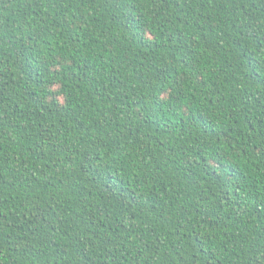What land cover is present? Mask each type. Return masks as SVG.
Masks as SVG:
<instances>
[{
  "label": "trees",
  "instance_id": "16d2710c",
  "mask_svg": "<svg viewBox=\"0 0 264 264\" xmlns=\"http://www.w3.org/2000/svg\"><path fill=\"white\" fill-rule=\"evenodd\" d=\"M0 264H264V0H0Z\"/></svg>",
  "mask_w": 264,
  "mask_h": 264
},
{
  "label": "snow or ice",
  "instance_id": "6c2138e0",
  "mask_svg": "<svg viewBox=\"0 0 264 264\" xmlns=\"http://www.w3.org/2000/svg\"><path fill=\"white\" fill-rule=\"evenodd\" d=\"M142 2H144V0H142ZM216 259H218V257Z\"/></svg>",
  "mask_w": 264,
  "mask_h": 264
}]
</instances>
